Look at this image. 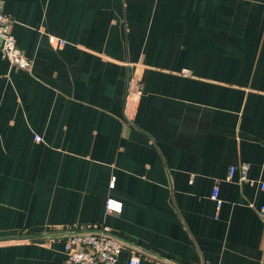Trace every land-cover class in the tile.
Listing matches in <instances>:
<instances>
[{
    "label": "crops",
    "instance_id": "crops-1",
    "mask_svg": "<svg viewBox=\"0 0 264 264\" xmlns=\"http://www.w3.org/2000/svg\"><path fill=\"white\" fill-rule=\"evenodd\" d=\"M0 6L33 61L0 50V264H65L75 227L118 264H264V0Z\"/></svg>",
    "mask_w": 264,
    "mask_h": 264
},
{
    "label": "built area",
    "instance_id": "built-area-1",
    "mask_svg": "<svg viewBox=\"0 0 264 264\" xmlns=\"http://www.w3.org/2000/svg\"><path fill=\"white\" fill-rule=\"evenodd\" d=\"M50 41L57 47L66 44L65 41L51 37ZM0 50L3 56L8 59L12 66L19 69L31 71L33 61L29 59L17 46L15 37L12 34V21L1 11L0 6ZM141 93L136 91L135 94ZM40 141V138H37ZM236 167H231L228 180L235 174ZM242 181L247 180L248 165H241ZM114 184V183H113ZM264 188V184L262 185ZM211 198L217 203L220 209L222 200L219 195V187L216 186ZM120 203L109 200L107 203L108 212H120ZM260 216L264 221V206L259 210ZM65 264H118L120 255L128 247L127 243L120 239L110 227H88L72 228L65 231ZM128 264H142L138 254H132Z\"/></svg>",
    "mask_w": 264,
    "mask_h": 264
},
{
    "label": "water",
    "instance_id": "water-1",
    "mask_svg": "<svg viewBox=\"0 0 264 264\" xmlns=\"http://www.w3.org/2000/svg\"><path fill=\"white\" fill-rule=\"evenodd\" d=\"M62 236H63V235H62ZM62 236H61V237H62ZM63 237H65V235H64Z\"/></svg>",
    "mask_w": 264,
    "mask_h": 264
}]
</instances>
